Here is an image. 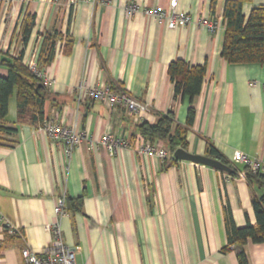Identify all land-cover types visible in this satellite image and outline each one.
<instances>
[{
    "label": "crops",
    "instance_id": "crops-1",
    "mask_svg": "<svg viewBox=\"0 0 264 264\" xmlns=\"http://www.w3.org/2000/svg\"><path fill=\"white\" fill-rule=\"evenodd\" d=\"M103 1L0 0V61L13 47L20 52L15 35L25 12L35 16V27L24 64L37 61L44 33L72 40L65 53L66 43H57L54 60L42 69L52 81L44 120L54 118L93 142L83 141L67 162L39 122L18 121L15 97L9 100L6 124L17 132L13 147H0V264H25L24 248L41 253L54 240L47 229L54 225L66 246L79 247L77 264H242L235 251L223 250L225 215L236 228L256 224L252 198L262 190L246 180V165L234 153L264 167V65H231L221 57L225 0H178L176 11L192 22L175 29L145 14L168 15L169 0ZM129 5L138 11L128 14ZM260 6L264 0H246L243 16ZM176 60L205 70L192 104L175 96L167 71ZM6 73L0 65V76ZM96 84L125 92L151 112L139 121L122 108L108 109L86 96ZM191 105L195 117L186 151L207 156L212 145L239 170L237 176L191 162L166 164L138 152L141 122L153 124L171 112L184 128ZM107 133L128 139L129 147L110 155L99 143ZM62 195L70 210L58 216L54 207ZM10 226L15 234L6 232ZM242 253L243 264H264V243L248 242Z\"/></svg>",
    "mask_w": 264,
    "mask_h": 264
},
{
    "label": "trees",
    "instance_id": "trees-1",
    "mask_svg": "<svg viewBox=\"0 0 264 264\" xmlns=\"http://www.w3.org/2000/svg\"><path fill=\"white\" fill-rule=\"evenodd\" d=\"M246 0H225L223 5V21L225 25L221 57L231 65L260 64L264 65V6L253 8L247 18L242 14V5ZM213 9V3H212ZM35 27V16L25 12L22 16L15 38L20 39L21 50L15 56L0 61L6 68V75L0 76V147H13L15 141L11 139L17 132L13 126L6 124L9 100L14 96L17 106L19 122H39L44 120V103L47 99L46 87L29 68L23 63L24 49L26 48L31 33ZM37 58V68L43 69L50 65L55 57V47L59 42H64V53L69 51L72 40L57 32L44 33ZM9 53V52H7ZM168 75L174 83L175 96L187 97L192 104L199 95L204 79L205 70L200 66H189L181 60L173 61L168 66ZM113 92H116L111 87ZM123 92V91H117ZM195 110L191 105L187 111L186 125L184 128L175 124L173 114L168 112L162 115L155 123L141 122L138 133L151 143L161 141L170 154L176 149L186 151L187 129L192 126ZM227 165L231 172L227 175L237 176L239 170L230 165L212 146L208 145L207 156ZM170 159L166 164L176 163ZM249 183H255L261 190L260 197L252 198V207L256 218L254 226L246 225L236 228L229 213L225 215L227 244L224 251H235L239 262L244 263L245 258L242 248L246 243H264V174L260 171L253 172L245 166L241 170ZM66 201V200H65ZM82 199L76 201L74 210L79 211ZM69 207L65 202V211ZM7 228V227H6ZM7 233L9 230L7 228ZM16 233V232H15ZM13 233V234H15ZM233 247V250L230 248Z\"/></svg>",
    "mask_w": 264,
    "mask_h": 264
},
{
    "label": "built area",
    "instance_id": "built-area-1",
    "mask_svg": "<svg viewBox=\"0 0 264 264\" xmlns=\"http://www.w3.org/2000/svg\"><path fill=\"white\" fill-rule=\"evenodd\" d=\"M23 3H29L31 0H21ZM95 4L97 2H104L103 0H83ZM178 0H169L170 13L168 15L162 10H146L145 14L153 17L158 22H167V26L170 29H175L180 26H187L192 22L190 15L176 11ZM138 11L136 5H129L127 7V13L132 14ZM209 32L214 30V25L211 23H203ZM12 56H15V47L9 50ZM29 70L34 73L39 79L42 80L43 85L49 86L52 81L48 79L45 72L42 69L37 68V61L31 60L25 64ZM83 86L79 87V90H83ZM86 96L89 99H95L103 102L108 109L115 110L122 108L127 114L135 117L139 121H142L143 115L151 112V107L141 102L125 92H113L111 88L105 84H96L86 90ZM41 130L46 132L49 139L60 146L62 155L68 162L73 150L80 145L83 141L93 146V142L87 138L85 133L76 131L73 127L58 123L56 119L45 120L41 125ZM100 145L103 146L107 152L112 155L118 149H124L129 147V140L125 138H117L107 133L100 140ZM138 152L144 153L148 156H156L162 163L173 159V154H170L165 146L157 143H151L150 141L140 138L138 145ZM234 160L246 165L253 172L260 171L264 174V167H261L259 162L255 159H250L241 152L234 153ZM67 170V167H64ZM54 213L58 216L66 214L65 211V197L62 195L55 203ZM9 233L13 234L17 230L10 226L8 227ZM48 230H52L54 240L52 244L45 248L41 253L36 254L28 248H24L21 251V256L25 264H77L75 260L76 253L79 247H68L61 239L60 229L56 225L47 226ZM233 250V247L230 248Z\"/></svg>",
    "mask_w": 264,
    "mask_h": 264
},
{
    "label": "water",
    "instance_id": "water-1",
    "mask_svg": "<svg viewBox=\"0 0 264 264\" xmlns=\"http://www.w3.org/2000/svg\"><path fill=\"white\" fill-rule=\"evenodd\" d=\"M173 159L177 161H185V162H191L197 165H203V166L210 167V168H213L215 170H218L224 173L231 172V169L227 165L215 159H212L206 156L191 154L183 149H176L173 152Z\"/></svg>",
    "mask_w": 264,
    "mask_h": 264
}]
</instances>
